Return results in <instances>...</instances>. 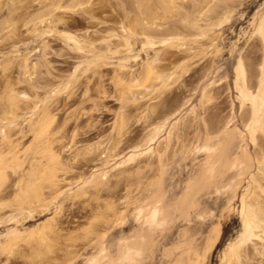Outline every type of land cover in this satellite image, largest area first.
<instances>
[{
  "label": "rangeland",
  "instance_id": "1",
  "mask_svg": "<svg viewBox=\"0 0 264 264\" xmlns=\"http://www.w3.org/2000/svg\"><path fill=\"white\" fill-rule=\"evenodd\" d=\"M0 264H264V0H0Z\"/></svg>",
  "mask_w": 264,
  "mask_h": 264
}]
</instances>
